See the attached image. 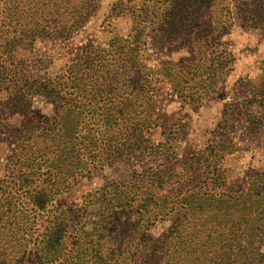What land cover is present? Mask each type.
<instances>
[{
  "label": "trees",
  "instance_id": "obj_1",
  "mask_svg": "<svg viewBox=\"0 0 264 264\" xmlns=\"http://www.w3.org/2000/svg\"><path fill=\"white\" fill-rule=\"evenodd\" d=\"M88 1L91 0H0V96L6 92L14 96L10 118L18 113L19 100L30 92L54 104V127L45 134L55 131L64 118L67 124L69 120L76 122L78 129L87 120L100 122L111 149L126 145L112 139L116 134L125 138L130 124L138 136L147 133L146 126L154 120L148 110L156 106L149 91L155 90L157 73L181 96L192 94L193 100H198L200 94L194 91L195 86L205 84V89L210 79L218 80L231 62L229 42L223 41L231 26L237 24L244 30L264 33V0H143L129 34L139 39L136 50L129 35L115 34L106 47L81 46L68 65L64 80L45 77L42 81H19L34 66L24 63L25 47H31L35 39L52 28L77 30L90 15ZM153 17L157 24L148 31L146 21ZM174 53L180 54L177 59L172 57ZM217 80L210 84L211 88H215ZM62 91L71 96L64 97ZM121 121H127V126L122 127ZM37 123L32 125L30 139L36 137ZM37 128L39 133L42 127L39 124ZM21 167L15 184L22 186L29 198L28 205L20 206L28 213L29 223L24 226L16 222V196L3 190L0 264H264L262 172L251 175L244 189L227 184L209 188L206 183L185 194L182 190L177 195L172 194L176 191L160 195L157 191L141 192L137 223L144 224L175 210L184 212L156 246L136 258V253L126 248L131 237L126 232L129 221L122 211L126 198L119 188L108 201L107 196H101L100 207H109L94 218L102 220L91 217L77 222L67 253L53 248L47 252L44 245L54 229L52 222L58 219L57 215L47 217L49 187L40 184V176L33 177L39 172L37 164L24 161ZM222 172L225 169L215 168L214 176L219 179ZM171 196L175 197L174 205L168 210L166 203ZM32 211L47 215L35 216ZM90 214L95 216L92 211ZM192 220L197 224L190 225ZM36 221H40L42 238L37 246L30 247L28 238L33 235Z\"/></svg>",
  "mask_w": 264,
  "mask_h": 264
},
{
  "label": "rangeland",
  "instance_id": "obj_2",
  "mask_svg": "<svg viewBox=\"0 0 264 264\" xmlns=\"http://www.w3.org/2000/svg\"><path fill=\"white\" fill-rule=\"evenodd\" d=\"M143 2L88 1L86 6L91 11L90 15L77 30L52 28L35 39L31 47H25L24 63L34 66L30 74L27 73L29 75L19 81H42L45 77L56 81L61 77L66 79V69L81 46L106 47L113 35H129ZM156 24L157 18L148 19V31H152ZM225 40L229 42L231 62L218 80L210 79V84L217 80L215 88H211L210 84L205 89V84L195 86L194 91H199L200 98L193 100L192 94L181 96L157 73L155 90L149 91L156 102V106L148 110L153 115V122L146 126V134L138 136L135 127L130 124L125 138L121 139L123 134L114 135V143H126L118 149L108 146L106 139L109 136L100 122L87 120L78 129L76 122L70 123L69 120L67 124L64 118L55 131L45 134L54 127L55 105L35 95V92L19 100V106L16 105L18 113L10 118L13 109H9L14 96L7 92L2 94L0 196L3 190L16 196L15 206H19L13 214L16 222L24 226L29 223L28 213L20 208L28 205L29 198L26 190L16 185L15 181L24 161L27 164L34 162L40 168L33 177L40 176V184L49 187L47 209L50 214L47 217H58L52 222L54 229L44 245L47 252L53 248L58 253H67L72 247L77 222L91 217L102 220V217L94 218L104 211L103 208L109 207H100L101 196H107L108 201L109 196L113 197L112 192L119 188L126 198L127 204L122 211L129 221L126 232L131 237L126 248L136 253L137 258L156 246L181 219L180 213L184 212L175 210L170 215L149 219L144 224L137 223L135 219L139 213L136 209L141 192L157 191L155 193L160 195L176 191L172 194L177 195L182 190L185 194L189 189L203 187L206 183L209 188L227 184L244 189L251 175L264 173V33L244 30L234 24ZM131 41L135 43L136 50L139 39L132 36ZM179 55L174 53L172 57L177 59ZM62 95L71 96L64 91ZM36 122L42 129L37 132V123L36 137L30 139L32 125ZM121 123L122 127L128 124L127 121ZM111 131L114 132L115 128ZM23 155L27 159H23ZM215 168L225 169L219 179L214 176ZM173 197L166 203L168 210L174 205ZM32 213H36L35 216L47 215L38 211ZM40 221H36L33 235L28 238L30 247L37 246L42 238L38 229ZM192 224H197V221L192 220Z\"/></svg>",
  "mask_w": 264,
  "mask_h": 264
}]
</instances>
